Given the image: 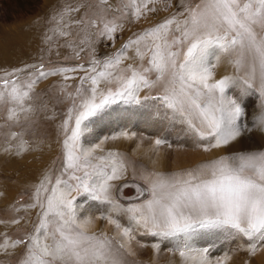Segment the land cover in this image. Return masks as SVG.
<instances>
[{"label": "snow or ice", "instance_id": "6c2138e0", "mask_svg": "<svg viewBox=\"0 0 264 264\" xmlns=\"http://www.w3.org/2000/svg\"><path fill=\"white\" fill-rule=\"evenodd\" d=\"M132 2L137 5L132 13L135 21L156 12L149 5L159 0ZM163 2L165 10L175 11L134 34L112 56H94L87 65L49 70L42 63L26 64L0 75V104L8 105V121L19 123L21 114L28 119L35 112L27 102L33 98L34 86L48 76L62 77L65 83L58 88V102L69 104L58 129L63 160L59 175L43 192L44 180L38 182L28 206L38 209L37 223L26 237L11 242L18 252V264H120L118 253L131 247L137 229L146 235L176 238L174 250L180 257L196 259L198 255L201 264L207 249L189 244L197 230L222 229L247 237L252 241L250 255L264 244V148L230 150L243 134L253 131L242 123L247 111L241 99L258 94L264 107V0ZM100 4H108V0H100ZM81 7H68L58 14L63 19L65 13H78ZM109 10L120 11L111 5L101 7L97 14L101 22ZM73 23L88 31L96 27L97 20L88 17ZM117 28L123 24L104 23L100 36L113 39ZM60 35L69 33L61 30ZM130 47L135 53L133 64L122 67ZM83 50L76 51L77 59ZM222 63L234 72L216 78ZM69 73H83L74 92L67 91L71 86L66 82L77 76ZM234 86L240 88L239 97L228 94ZM152 89H156L155 95L145 96V100L159 101L168 119L184 128L195 147L220 154L179 171L166 173L153 167L139 177L133 175V182L143 180V186L137 189L136 201L125 205L116 192L129 187L124 183L127 165L115 151L96 155L98 150L104 153L102 144L115 137L88 145L83 140L111 105L140 103L141 90ZM254 127L264 132V112L257 116ZM16 135L10 133V137ZM164 143L155 140L157 147ZM77 197L109 206V214L99 218L115 226V237L89 232L93 217H81ZM121 216L126 217L127 225L120 222ZM7 244L6 239L0 248L7 251ZM191 253L197 255L189 256Z\"/></svg>", "mask_w": 264, "mask_h": 264}, {"label": "rangeland", "instance_id": "374dc122", "mask_svg": "<svg viewBox=\"0 0 264 264\" xmlns=\"http://www.w3.org/2000/svg\"><path fill=\"white\" fill-rule=\"evenodd\" d=\"M138 2L139 0L137 4ZM81 5L84 7H81L80 12L65 13L63 19L58 14L68 7ZM108 5L120 11L109 10L101 22L97 14L101 7L108 8ZM136 7L132 0H108L105 5H101L100 0H0V75H3L4 70L10 71L26 64L42 63L45 70H49L79 63L87 65L94 56L97 59L112 56L134 34L151 27L175 11L174 8L165 10V3L159 0L158 3L149 5L157 8L156 12L134 21L132 13L136 11ZM125 12L128 13L127 16ZM88 17L97 20L96 27L88 31H83L82 25L73 23ZM113 21L118 25L123 24V28H117L112 34L113 39L100 36L104 23ZM65 24L68 26L64 27ZM61 30L69 35H60ZM81 41L84 43L81 44ZM80 47L84 50L77 59L75 53ZM140 48L144 51V43ZM124 55L128 59L123 60L122 67L133 64V48L130 47ZM233 72L231 66L222 63L216 69V78ZM82 74L69 73L76 75L77 79L66 82L71 86L67 91H75L79 84L78 76ZM64 83L60 75L40 80L34 86L32 100L27 102L36 110L29 114L28 119L21 114L19 123L8 121V105L0 104V245H4L6 239L8 241L7 251L0 248V264H18V252L11 247V242L26 237L37 223L38 209L28 207L32 203L35 188L40 180H44L42 192L50 187V183L54 184L62 167L58 129L69 104L58 102V88ZM155 93L156 89L141 90L140 103L118 101L111 105L90 126L91 132L83 140L88 145L104 140L105 137H115L102 144L104 153L98 150L96 155H106L109 150L115 151L127 165L124 182L129 187L116 192L120 202L125 205L136 201L137 189L143 186V180L133 182V175L139 177L153 167L166 173L179 171L220 154L217 150L204 152L195 147L184 128L168 119L159 101L144 99ZM228 94L239 97L240 88L234 86ZM241 102L247 111L242 123L253 128V131L243 134L230 145V150L264 148V132L254 127L255 119L264 112L261 98L254 93L243 97ZM12 132L17 135L10 137ZM157 138L166 143L157 147ZM169 144L171 147H168ZM154 160L156 161L153 162ZM157 163L162 165L159 167ZM45 177L49 179L45 180ZM75 203L82 218L93 217V223L89 226L90 233L104 232L110 238L116 236L118 230L115 226L106 219L99 218L109 214L108 205L86 197H77ZM119 219L122 224L127 225L125 216ZM14 220L19 223H13ZM134 235L131 247L118 253L120 264H201V258L195 253L189 254L197 255L192 263H187L185 258L180 257L179 252L174 250L178 244L176 238L146 235L143 229H137ZM251 242L247 237L222 229H201L197 230L189 244L194 249H207L203 264H264V244L250 255Z\"/></svg>", "mask_w": 264, "mask_h": 264}, {"label": "bare ground", "instance_id": "6f19581e", "mask_svg": "<svg viewBox=\"0 0 264 264\" xmlns=\"http://www.w3.org/2000/svg\"><path fill=\"white\" fill-rule=\"evenodd\" d=\"M8 158V157H7ZM156 160H154L153 162H155ZM157 166H159V165H162L161 163H157L156 164ZM160 167V166H159ZM188 260L190 261V262H188ZM185 261L187 262V263H192L193 262V260L192 259H188V258H185ZM184 261V262H185Z\"/></svg>", "mask_w": 264, "mask_h": 264}, {"label": "water", "instance_id": "95a60500", "mask_svg": "<svg viewBox=\"0 0 264 264\" xmlns=\"http://www.w3.org/2000/svg\"><path fill=\"white\" fill-rule=\"evenodd\" d=\"M125 183V182H124ZM129 185V184H128ZM126 188V187H125ZM125 188H123V189H125Z\"/></svg>", "mask_w": 264, "mask_h": 264}]
</instances>
